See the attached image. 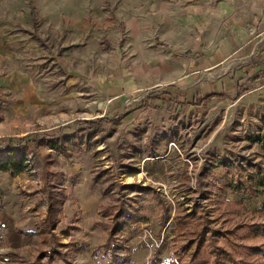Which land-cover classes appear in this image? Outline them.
Here are the masks:
<instances>
[{
    "label": "rangeland",
    "instance_id": "rangeland-1",
    "mask_svg": "<svg viewBox=\"0 0 264 264\" xmlns=\"http://www.w3.org/2000/svg\"><path fill=\"white\" fill-rule=\"evenodd\" d=\"M117 3L0 0V141L23 138L33 150L23 174L0 172V264H45V252L53 258L51 264H109L105 228L111 214L105 213L120 207L139 221L131 220L109 237L117 244L113 264H149L156 253L159 264H188L194 246L188 252L180 248L187 239L197 238L196 230L203 225L209 237L219 233L225 238L219 240L222 249L229 248V241L244 250L246 245L264 249V236L244 234L247 226L264 228V188L257 196L228 190L235 172L216 161L229 152L264 160L256 141L264 130V85L251 86L234 101L210 100L190 113L184 109L176 128L173 113L137 127L128 116L108 126L99 124L96 141L73 155L64 157L42 146V137L69 134L79 120L97 118L101 105L90 92L97 91L77 82L76 76L97 78L110 70L113 53H125L114 15ZM82 44L87 47L84 53ZM148 95L129 97L128 106L137 103L134 112L155 107L152 98L146 100ZM122 108L115 106L120 112H112L119 114ZM158 131L163 135L156 148L161 156L146 158V145ZM244 173L247 176L246 168ZM97 174L100 181L109 176L104 178L108 182H97ZM60 192L64 199L51 226L47 198ZM183 209V214L187 210L202 215L189 224L192 232L181 233L175 223ZM207 245L202 256L208 253ZM235 260L264 264V255L241 253Z\"/></svg>",
    "mask_w": 264,
    "mask_h": 264
},
{
    "label": "crops",
    "instance_id": "crops-1",
    "mask_svg": "<svg viewBox=\"0 0 264 264\" xmlns=\"http://www.w3.org/2000/svg\"><path fill=\"white\" fill-rule=\"evenodd\" d=\"M117 2L114 15L123 32L125 53H113L110 70L97 78L76 76L77 82L97 91H90L91 96L97 95L101 105L97 118L79 120L76 130L87 121L117 118L118 122L128 116L137 127L153 119L159 122L167 113L174 114L176 128L181 126L184 109L190 113L210 100L234 101L249 93L251 86L264 85V0ZM80 47L82 53L87 49L84 44ZM142 95L152 98L155 107L142 106L134 112L137 103L129 107V97ZM115 106L123 107L122 112H112H120ZM96 132L91 141H96Z\"/></svg>",
    "mask_w": 264,
    "mask_h": 264
},
{
    "label": "trees",
    "instance_id": "trees-1",
    "mask_svg": "<svg viewBox=\"0 0 264 264\" xmlns=\"http://www.w3.org/2000/svg\"><path fill=\"white\" fill-rule=\"evenodd\" d=\"M117 118L114 119H107L102 118L97 123L87 121L84 123V128L81 130H75L74 132H71L69 134H57L52 137H42L40 139L42 146L53 150L57 153H60L62 156L67 155H73L74 153H78L82 151L84 148V144H87L91 141L92 135L95 134L96 129L99 124L101 123H107L110 124L113 121H117ZM94 125H97L94 127ZM163 135L158 134L157 136H154L153 139H151L150 144L146 145L147 157L152 158L156 156H160L159 152L156 150L157 145L159 144L158 140H163ZM39 141V142H40ZM257 142H259V145L264 152V130L261 131L260 135L256 139ZM38 142V143H39ZM35 143V142H34ZM37 143V144H38ZM34 147H37V145H34ZM139 147V146H138ZM33 150L30 149L27 146V143L23 138H19L17 141L12 140H6V141H0V172L7 173L10 176H16L21 175L23 172H25L28 169V160L27 156L28 154L33 155ZM139 154L140 152L137 151ZM141 156V155H139ZM233 159H232V158ZM264 159V155H263ZM216 161L221 164V166L225 167L228 171L229 169H233L236 175V179L233 181L231 180L227 183L226 187L228 190H231L232 192H240L242 194L250 193L251 196H257L261 191V189L264 188V160L260 158L259 161H253L249 156L235 154L232 152H229L227 154H221L216 157ZM246 166H245V165ZM245 168L247 169V176L244 173ZM105 171V170H104ZM100 174H97L94 179L99 182L100 180ZM105 178V177H104ZM102 179V181H107L105 179L109 178V176H106L105 179ZM110 180V179H109ZM246 180V181H245ZM245 181V182H244ZM108 182V181H107ZM244 182V184H243ZM113 180L109 183V186L113 185ZM64 199V194L60 192L59 194H51V197L47 198V210H48V217L49 219H52L53 226L56 223L55 213H59L61 203ZM187 214L184 213V209L180 210V212H177L178 215H175V223H177L178 228L181 230V233L184 232H192L191 228L189 227V224L194 223L196 219L199 221L202 215L201 213L198 214L199 216H195L194 213L188 212L185 210ZM111 214V220L106 223L105 230L108 231V238L114 236V234L119 233L121 229L130 223L131 220L133 221H139L137 215H132L124 209V207H120L116 209L115 211H112L110 208V213L107 211L105 215ZM135 214V212H134ZM54 217V218H53ZM169 217L168 215L164 217L163 222H165ZM200 217V218H199ZM47 225H50V222L46 221ZM130 225V224H129ZM235 231V230H234ZM41 232V230H39ZM198 232L197 238L187 239L186 243H184L181 246V250L183 252H188L190 248H193L191 250L190 258L188 264H224V262H229L230 264H238V261L236 262V258L238 259V255L242 253L244 256L245 254H251V253H260L261 255H264V249L262 247H255L253 245H246L245 249L240 245L232 242L226 243L227 246L229 245V248H235L237 250H234L231 252L228 249H222L220 246L219 240L223 241V238L219 233L217 235H214L215 237H209V231L208 229L203 225V227L200 228V230H196ZM193 232V235L196 233ZM236 232V231H235ZM244 234L247 236H264V228L260 229L255 226H247L244 229ZM183 235V234H182ZM217 236V237H216ZM237 237V236H236ZM106 240L105 247L107 251V261L109 264H113V261L115 259V249H116V242H112L109 238V240ZM2 236H0V246L2 243H4V240H2ZM184 241V240H183ZM205 244H208L206 248H208V253L204 256H202V253L204 254L205 251ZM204 250V251H203ZM251 251V253H249ZM219 252H221V255H219ZM46 253V252H45ZM43 255V257H47V262L45 264H51L52 257ZM104 259V256H102ZM178 260V259H177ZM105 264V263H104ZM149 264H159V260L157 258V253L153 256V258L150 260Z\"/></svg>",
    "mask_w": 264,
    "mask_h": 264
}]
</instances>
